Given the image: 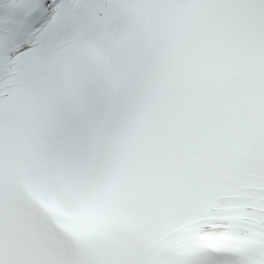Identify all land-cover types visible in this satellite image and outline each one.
Here are the masks:
<instances>
[{
	"label": "snow or ice",
	"instance_id": "obj_1",
	"mask_svg": "<svg viewBox=\"0 0 264 264\" xmlns=\"http://www.w3.org/2000/svg\"><path fill=\"white\" fill-rule=\"evenodd\" d=\"M0 264H264V0H0Z\"/></svg>",
	"mask_w": 264,
	"mask_h": 264
}]
</instances>
